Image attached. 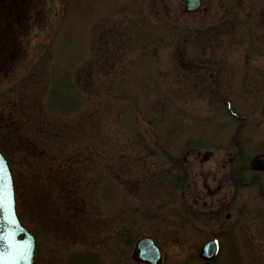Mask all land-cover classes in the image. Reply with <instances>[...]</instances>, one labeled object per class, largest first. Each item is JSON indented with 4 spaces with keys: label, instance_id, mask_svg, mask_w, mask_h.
Returning a JSON list of instances; mask_svg holds the SVG:
<instances>
[{
    "label": "rangeland",
    "instance_id": "374dc122",
    "mask_svg": "<svg viewBox=\"0 0 264 264\" xmlns=\"http://www.w3.org/2000/svg\"><path fill=\"white\" fill-rule=\"evenodd\" d=\"M184 1L26 14L0 72V150L34 264H140L142 236L161 264H264V0Z\"/></svg>",
    "mask_w": 264,
    "mask_h": 264
},
{
    "label": "water",
    "instance_id": "95a60500",
    "mask_svg": "<svg viewBox=\"0 0 264 264\" xmlns=\"http://www.w3.org/2000/svg\"><path fill=\"white\" fill-rule=\"evenodd\" d=\"M185 6L188 10H195L200 6V0H185ZM251 168L264 170V155H257L251 161ZM9 243H15L22 251L12 252ZM136 248L139 259L144 262L158 264L161 260L158 246L149 237L138 240ZM33 251L34 238L17 217L12 176L0 153V264H32ZM215 251L216 243L209 240L201 247L199 256L210 259Z\"/></svg>",
    "mask_w": 264,
    "mask_h": 264
},
{
    "label": "flooded vegetation",
    "instance_id": "af4514ba",
    "mask_svg": "<svg viewBox=\"0 0 264 264\" xmlns=\"http://www.w3.org/2000/svg\"><path fill=\"white\" fill-rule=\"evenodd\" d=\"M32 1L34 0H0V72L12 70L19 53L23 50L24 46L22 47L21 42L15 43V37L27 28L23 26L26 14L29 11L34 14L38 3L42 2V0H35L29 6ZM23 111L18 115H29V113H25V110ZM16 120L18 121V119ZM47 127L45 122L44 128L46 131Z\"/></svg>",
    "mask_w": 264,
    "mask_h": 264
},
{
    "label": "snow or ice",
    "instance_id": "6c2138e0",
    "mask_svg": "<svg viewBox=\"0 0 264 264\" xmlns=\"http://www.w3.org/2000/svg\"><path fill=\"white\" fill-rule=\"evenodd\" d=\"M8 247L14 253L18 251H22V249H20L15 243H9Z\"/></svg>",
    "mask_w": 264,
    "mask_h": 264
}]
</instances>
